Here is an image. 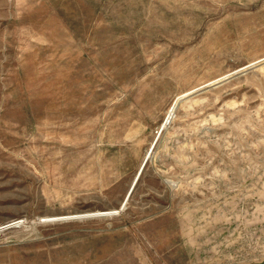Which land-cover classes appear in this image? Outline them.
Listing matches in <instances>:
<instances>
[{
  "label": "rangeland",
  "instance_id": "374dc122",
  "mask_svg": "<svg viewBox=\"0 0 264 264\" xmlns=\"http://www.w3.org/2000/svg\"><path fill=\"white\" fill-rule=\"evenodd\" d=\"M0 264H264V0H0Z\"/></svg>",
  "mask_w": 264,
  "mask_h": 264
},
{
  "label": "water",
  "instance_id": "95a60500",
  "mask_svg": "<svg viewBox=\"0 0 264 264\" xmlns=\"http://www.w3.org/2000/svg\"><path fill=\"white\" fill-rule=\"evenodd\" d=\"M89 217V216H88Z\"/></svg>",
  "mask_w": 264,
  "mask_h": 264
}]
</instances>
